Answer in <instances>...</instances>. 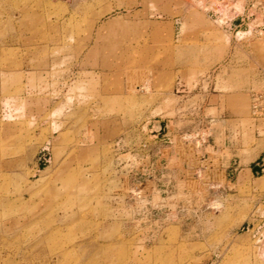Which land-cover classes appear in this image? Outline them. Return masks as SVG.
I'll list each match as a JSON object with an SVG mask.
<instances>
[{
  "label": "rangeland",
  "instance_id": "obj_1",
  "mask_svg": "<svg viewBox=\"0 0 264 264\" xmlns=\"http://www.w3.org/2000/svg\"><path fill=\"white\" fill-rule=\"evenodd\" d=\"M263 68L264 0H0V264H263Z\"/></svg>",
  "mask_w": 264,
  "mask_h": 264
},
{
  "label": "built area",
  "instance_id": "obj_2",
  "mask_svg": "<svg viewBox=\"0 0 264 264\" xmlns=\"http://www.w3.org/2000/svg\"><path fill=\"white\" fill-rule=\"evenodd\" d=\"M255 7H256V4L255 3L252 4L251 8L254 9ZM228 23L229 21L227 20V22L224 25H227ZM260 76L264 80V68L260 71ZM251 116L253 120L255 121V123L260 127V129L264 131V88H262L259 91L253 90L251 92ZM214 121H215L214 117H207L205 120L201 122V128H199L193 133H190V134L185 133L181 135L182 137H185L184 138L185 143L192 144L195 150L196 158L200 161V163H203L204 165V166L197 167L196 168L197 171L199 170L204 171L207 169L206 167L213 168V165L211 164L212 161L209 160L210 154L209 152L206 151V149L208 147H213V148L215 147V145L212 146V143L213 144L215 143V140L213 138V127H212ZM159 132L160 130L157 131V133ZM159 136L160 134L155 135V139H153L154 144H157L158 140L160 141L167 140L169 143H172V140L170 136L168 135V133L163 135L165 139H160ZM144 147L146 148L148 146L145 145ZM149 152H151V149H149ZM207 161H209L208 164L210 166H208V164H204ZM261 167H262L261 169L262 172H264V159H263V165ZM165 169H166V166H162V164H160L159 161H154L146 169L145 167H143V169H140V167L136 168L135 166L132 168H129L130 177L132 176L134 180L132 181V184H130V189L128 191L129 200L134 205L146 201L144 196H147V198L149 197L148 182H149V179H151L150 175L156 173L158 176H160V179H163L166 173ZM138 176H140L141 178L145 176L146 178L145 179L143 178L144 179L143 181H137ZM148 203H150V201H148ZM208 209L212 210L210 206H208L207 210Z\"/></svg>",
  "mask_w": 264,
  "mask_h": 264
},
{
  "label": "bare ground",
  "instance_id": "obj_3",
  "mask_svg": "<svg viewBox=\"0 0 264 264\" xmlns=\"http://www.w3.org/2000/svg\"><path fill=\"white\" fill-rule=\"evenodd\" d=\"M235 7H236V4H235ZM233 8H234V7H233ZM226 11H227V10H226ZM230 11H231V10H230ZM227 13H228V12H227ZM225 16H226V15H225ZM239 34H240V33H239ZM239 34H238V35H239ZM241 34L245 35V33H241ZM241 34H240V35H241ZM241 37L243 38V36H241ZM263 88H264V85H263ZM244 174H245V172H244ZM244 174L241 175L242 178L244 177V176H243ZM246 175H247V176L249 175L248 177H250V174L246 173ZM258 185H259V186L264 185V180H261V182L259 181ZM263 238H264V236H263ZM261 243H262V247H261V248L259 247V248H260V249H259V250H260V251H259V252H260V253H259V256H260V257H259V258L263 261V264H264V240H261Z\"/></svg>",
  "mask_w": 264,
  "mask_h": 264
},
{
  "label": "crops",
  "instance_id": "obj_4",
  "mask_svg": "<svg viewBox=\"0 0 264 264\" xmlns=\"http://www.w3.org/2000/svg\"><path fill=\"white\" fill-rule=\"evenodd\" d=\"M157 122H159V129H161V122L162 121H157ZM155 127H157V126H155ZM156 131H159V130H156ZM169 135H170V133H169ZM154 137H155V135H154ZM214 138V137H213ZM229 141V143H232V139L231 140H228ZM231 141V142H230ZM232 147H234V144H232ZM159 148V147H158ZM165 149H159V151L157 152V154H154V156H158L159 154H161L163 151H164ZM161 159H163L162 157H160ZM256 167H261L260 166V164H256L255 165ZM249 171L251 172V174L254 176V174H255V171H254V169H253V167H250V168H248V174H249ZM261 178H264V176L263 177H261Z\"/></svg>",
  "mask_w": 264,
  "mask_h": 264
},
{
  "label": "trees",
  "instance_id": "obj_5",
  "mask_svg": "<svg viewBox=\"0 0 264 264\" xmlns=\"http://www.w3.org/2000/svg\"><path fill=\"white\" fill-rule=\"evenodd\" d=\"M253 169H254L255 173H259L258 168L256 166H254Z\"/></svg>",
  "mask_w": 264,
  "mask_h": 264
}]
</instances>
